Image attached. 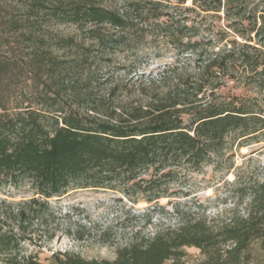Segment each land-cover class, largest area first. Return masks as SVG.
Instances as JSON below:
<instances>
[{"label":"trees","instance_id":"1","mask_svg":"<svg viewBox=\"0 0 264 264\" xmlns=\"http://www.w3.org/2000/svg\"><path fill=\"white\" fill-rule=\"evenodd\" d=\"M110 1L0 0V184L30 193L0 200L2 255L50 198L92 187L158 199L174 168L199 169L228 136L264 133V0ZM168 53L137 73L142 55ZM190 246L198 264H264V178L223 220L184 219L113 259L55 251L46 264H183Z\"/></svg>","mask_w":264,"mask_h":264},{"label":"rangeland","instance_id":"2","mask_svg":"<svg viewBox=\"0 0 264 264\" xmlns=\"http://www.w3.org/2000/svg\"><path fill=\"white\" fill-rule=\"evenodd\" d=\"M57 1L47 0L49 4ZM99 1L102 5L113 3ZM53 29L68 32L73 27L56 25ZM171 57L169 53L161 59L152 54L142 55L137 73L156 72ZM261 98L259 103L264 109V96ZM174 169L175 177L170 180L165 196L158 199L139 197L134 202L120 190L92 187L48 199L43 216L33 219L26 234H21L25 240L19 250L10 256L0 254V264H7L15 254L37 255L46 264L55 251L76 253L86 259H113L120 247L142 237H152L160 229L177 227L184 219L203 216L208 221H219L235 211L243 212L249 201L250 185L264 178V133L248 138L228 136L222 148L210 154L199 169L185 164ZM29 196L24 187L0 184V200L5 203L16 206ZM184 250L183 264H198L204 258L196 247Z\"/></svg>","mask_w":264,"mask_h":264}]
</instances>
